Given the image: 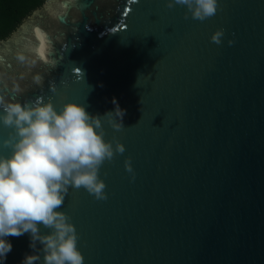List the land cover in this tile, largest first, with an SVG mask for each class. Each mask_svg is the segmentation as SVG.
I'll return each instance as SVG.
<instances>
[{
	"label": "water",
	"instance_id": "water-1",
	"mask_svg": "<svg viewBox=\"0 0 264 264\" xmlns=\"http://www.w3.org/2000/svg\"><path fill=\"white\" fill-rule=\"evenodd\" d=\"M186 11L166 0H45L0 40V94L12 102L50 98L58 112L76 103L103 116L115 100L125 111L119 132L102 117L105 141L126 149L100 168L108 199L70 187L57 209L84 264H264V0H218L203 22ZM9 131L0 125V140ZM5 239L3 264L37 254L43 264L30 233Z\"/></svg>",
	"mask_w": 264,
	"mask_h": 264
},
{
	"label": "clouds",
	"instance_id": "clouds-1",
	"mask_svg": "<svg viewBox=\"0 0 264 264\" xmlns=\"http://www.w3.org/2000/svg\"><path fill=\"white\" fill-rule=\"evenodd\" d=\"M176 6L186 7L185 20L190 15L203 22L217 14L218 0H166L167 8ZM37 34L43 58L46 38L39 30ZM224 35V29H218L211 41L220 45ZM234 43L228 41L229 46ZM19 59L25 58L21 55ZM74 74L79 77L81 71L75 69ZM38 82L42 85L43 77ZM50 91L56 92L54 84ZM113 103L114 112L92 116L76 103L64 104L58 112L50 98L45 102L38 97L21 104L0 94V125L11 130L7 139L0 140V148L10 151L7 157L0 154V264L12 250L5 238L25 233L31 236L29 247L42 252L43 264H84L71 217L57 209L63 206L70 187L84 188L98 201L108 199L106 184L99 178L100 168L126 151L115 138L109 142L104 139L102 117H109L107 123L114 131L125 128V111L115 100ZM125 170L134 181L130 158L125 160ZM38 225L49 229L50 234L41 235ZM37 242L42 249L37 250ZM40 260L39 254L27 255L22 264H37Z\"/></svg>",
	"mask_w": 264,
	"mask_h": 264
},
{
	"label": "trees",
	"instance_id": "trees-1",
	"mask_svg": "<svg viewBox=\"0 0 264 264\" xmlns=\"http://www.w3.org/2000/svg\"><path fill=\"white\" fill-rule=\"evenodd\" d=\"M44 0H0V40L6 39Z\"/></svg>",
	"mask_w": 264,
	"mask_h": 264
},
{
	"label": "flooded vegetation",
	"instance_id": "flooded-vegetation-1",
	"mask_svg": "<svg viewBox=\"0 0 264 264\" xmlns=\"http://www.w3.org/2000/svg\"><path fill=\"white\" fill-rule=\"evenodd\" d=\"M44 1H45V0H44ZM43 3H44V2H43ZM43 3H42V4H43Z\"/></svg>",
	"mask_w": 264,
	"mask_h": 264
}]
</instances>
